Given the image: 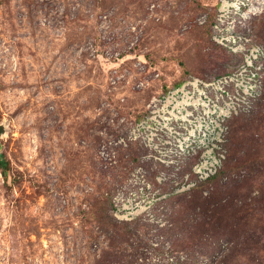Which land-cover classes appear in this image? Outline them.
Masks as SVG:
<instances>
[{
  "label": "rangeland",
  "instance_id": "rangeland-1",
  "mask_svg": "<svg viewBox=\"0 0 264 264\" xmlns=\"http://www.w3.org/2000/svg\"><path fill=\"white\" fill-rule=\"evenodd\" d=\"M253 49L264 0H0V264H264V94L188 188Z\"/></svg>",
  "mask_w": 264,
  "mask_h": 264
},
{
  "label": "built area",
  "instance_id": "built-area-1",
  "mask_svg": "<svg viewBox=\"0 0 264 264\" xmlns=\"http://www.w3.org/2000/svg\"><path fill=\"white\" fill-rule=\"evenodd\" d=\"M249 53L245 59V64L234 76L237 86L236 95L229 98L220 107H217V115L212 114L211 117V115L205 114V117L211 120L209 121L210 125L217 124L211 132L208 131V128L205 129V133L203 132L204 136L216 132V138L212 143L215 141L213 146L216 144L217 150L220 152L216 155L213 148L205 152L194 168L197 179L188 188L206 183L219 174L226 160V152L223 150V145L228 134V121L234 116L251 113L264 94V52L253 49ZM233 80V78H226L224 82L228 83ZM214 118H217V120L213 121Z\"/></svg>",
  "mask_w": 264,
  "mask_h": 264
},
{
  "label": "trees",
  "instance_id": "trees-1",
  "mask_svg": "<svg viewBox=\"0 0 264 264\" xmlns=\"http://www.w3.org/2000/svg\"><path fill=\"white\" fill-rule=\"evenodd\" d=\"M256 121H259V118H256V120H253L251 123H249L248 125H253V123H255ZM240 159L241 158H238V159H236V160H234V163H233V160L231 161V163H230V165H229V168L230 169H235V168H237L241 163H242V161H240ZM242 160V159H241ZM228 168V169H229ZM216 177V176H215ZM214 177V178H215ZM211 180H213V178L212 179H210L209 181H211ZM208 181V182H209ZM207 183V182H206ZM198 197H199V199H198V202L200 203V204H202L203 205V207H207V208H209V209H211V211L214 213L213 214V217L215 218V215H216V210H218V209H220L221 207H222V205H220V203H221V199H219V197L216 195V194H212L211 196H209L207 199H205V200H202V195H198ZM201 202H203V203H201ZM218 204V205H217ZM218 222H219V220H218ZM236 258H233L232 257V255H229V256H227L224 260H222V261H218L217 260V263L216 264H233L232 262V260H235Z\"/></svg>",
  "mask_w": 264,
  "mask_h": 264
},
{
  "label": "bare ground",
  "instance_id": "bare-ground-1",
  "mask_svg": "<svg viewBox=\"0 0 264 264\" xmlns=\"http://www.w3.org/2000/svg\"><path fill=\"white\" fill-rule=\"evenodd\" d=\"M225 6H227V4L225 5ZM229 8V7H228ZM238 9L239 8V5L238 4H233V6H232V9ZM230 9V8H229ZM254 14V10L253 9H251L250 11H249V13L245 16V17H243V19H248L249 18V15H253ZM230 15V14H229Z\"/></svg>",
  "mask_w": 264,
  "mask_h": 264
},
{
  "label": "water",
  "instance_id": "water-1",
  "mask_svg": "<svg viewBox=\"0 0 264 264\" xmlns=\"http://www.w3.org/2000/svg\"><path fill=\"white\" fill-rule=\"evenodd\" d=\"M3 134V128L2 126H0V136ZM0 148H1V144H0Z\"/></svg>",
  "mask_w": 264,
  "mask_h": 264
}]
</instances>
